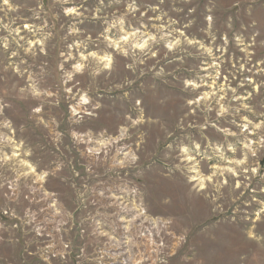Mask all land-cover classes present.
Wrapping results in <instances>:
<instances>
[{
	"label": "rangeland",
	"instance_id": "374dc122",
	"mask_svg": "<svg viewBox=\"0 0 264 264\" xmlns=\"http://www.w3.org/2000/svg\"><path fill=\"white\" fill-rule=\"evenodd\" d=\"M0 264H264V0H0Z\"/></svg>",
	"mask_w": 264,
	"mask_h": 264
}]
</instances>
